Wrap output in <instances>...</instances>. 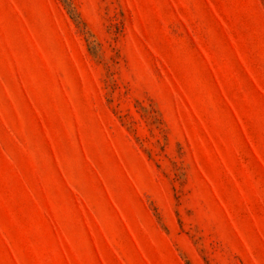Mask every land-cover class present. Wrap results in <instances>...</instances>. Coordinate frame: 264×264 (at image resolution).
Returning a JSON list of instances; mask_svg holds the SVG:
<instances>
[{
    "label": "rangeland",
    "instance_id": "374dc122",
    "mask_svg": "<svg viewBox=\"0 0 264 264\" xmlns=\"http://www.w3.org/2000/svg\"><path fill=\"white\" fill-rule=\"evenodd\" d=\"M0 264H264V0H0Z\"/></svg>",
    "mask_w": 264,
    "mask_h": 264
}]
</instances>
